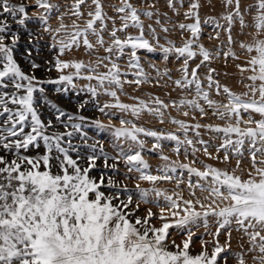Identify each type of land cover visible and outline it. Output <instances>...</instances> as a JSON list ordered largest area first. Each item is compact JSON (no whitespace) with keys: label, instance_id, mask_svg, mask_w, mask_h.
I'll return each mask as SVG.
<instances>
[{"label":"snow or ice","instance_id":"6c2138e0","mask_svg":"<svg viewBox=\"0 0 264 264\" xmlns=\"http://www.w3.org/2000/svg\"><path fill=\"white\" fill-rule=\"evenodd\" d=\"M225 2L227 5H232L234 0H225ZM86 3L87 0H74L69 11L77 19H81L84 15L81 5ZM91 4L95 7L87 13L89 18L84 22V26L81 27L73 21L69 31V26L64 23V14L58 17L59 27L52 29L48 26L53 10L59 12V5L51 3L50 0H35V6L44 10L38 16L41 24L45 26L43 31L55 33L53 35L55 43L52 47L59 45V55L62 56L66 50L79 49L81 44L89 53L97 45L108 53L103 57L98 56L95 65L85 64L83 61L68 62L57 58L54 65L57 72L63 73L64 69L72 68L75 69L74 74H61L58 80L40 81L35 75L25 74L13 57V50L20 40V35L13 30L9 20L21 28L25 27L31 19L28 14L29 5L23 0L20 3L0 0V118H3L0 119V264H218V259L226 260L225 257H221V253L230 247V226L233 222L237 225V231H242L249 237V250H259L258 264H264V40H257L254 44H240V47L248 53H256L247 61L249 67L241 68L242 72L252 73L248 76L252 82L247 86L249 93L244 94L245 96L250 94L251 98L244 99L224 86L222 92L227 97V103L219 104L210 99L207 91L202 90L201 82L197 77L200 65L189 72V61L197 56V52L193 50L194 46L198 48L199 55L203 58L201 64L210 61L212 55L198 43L201 32L200 4L194 0L190 4L189 11L184 14L186 19H194L193 23L179 24V28L187 30L192 37L185 41L182 47H176L171 41L168 42V47L160 46L156 30L149 25L152 38L157 41V47L164 53L165 60L171 53L184 57L181 69L183 79L175 81L177 87H189L194 84L197 97L203 99L209 108L214 109L213 115L221 119L235 116L236 122L234 125L229 124L221 128L199 123L190 126L183 121L173 119L171 122L184 130L185 138L181 140L173 133L152 131L137 127L135 124L124 127L131 122L121 120L122 126L114 130L115 137L130 139L141 150L145 146V141L138 138L141 133L145 137L154 139L153 150L160 148L159 142L162 139H169L176 142L174 151L179 154L182 144L190 146L194 144L193 140L187 138L189 127L195 129L205 127L210 131L224 134L223 143L217 148V152L221 148L224 150L225 162L229 160V151L237 157V167L232 173L210 165H205L204 171L186 164L178 166L187 170L190 195L195 196V189H199L201 193H207L204 201L210 200L209 203H204L200 199L184 200L180 193H174L176 199H173V196L156 188L142 189L137 183L139 201L136 203V209H139L140 203L149 202L150 193H154L156 197H164V206L156 202V207L160 208L161 226L152 227L148 226L154 216L151 209L148 210L145 218L136 217L133 223L130 217L135 213L131 210L125 211L133 203V195L127 187L121 189L116 180L111 176L106 177V174H101L98 178L90 176L92 169L98 166L99 157L90 155L86 158V166H81L78 160L70 155L72 151L79 153V149L71 143L73 132H53L49 135L48 130L53 127L52 121L45 123L34 106V93L44 92V88H37V85L52 83L75 87L73 84L75 77L97 82L96 86L89 83L86 87L92 97H97L98 90H103L105 95L114 99V103H105L103 107H99L98 110L105 115H107L105 109L112 108L121 112H131L137 117L142 111L147 110L149 113H156L160 117V122H164L163 112L160 109L169 105L159 98L155 100L159 108H149L144 101H140L138 106H133L121 103L117 91L112 90V86H115L122 91L121 76L125 75L121 73L119 64L112 57L115 55L116 60H119L126 49L130 57L128 67L137 69L134 73L137 79L125 82L137 85L148 82L147 74L140 65L138 52L140 50L154 52L156 47L145 38V26L140 20L137 9L127 0H124L122 7L116 9L118 13H124L120 17L121 27L116 28L113 20V28L109 32L111 42L105 46L103 33L107 29L106 14L101 0H91ZM168 6H174L173 0H168ZM235 7V15L239 16L240 26L244 28L247 25L240 13V0H235ZM255 7L257 12L255 29L257 34H264V0H258ZM143 15L151 18L153 13L144 12ZM223 19L228 22V42L232 43L230 26L233 23V14ZM156 23L159 24L160 21L157 20ZM129 27L137 29L139 34L126 35L124 38L117 35L118 32H124ZM217 27L220 25L217 24ZM162 30L168 32L167 28ZM61 33H64V38L56 40V36ZM33 35L31 32L28 33L30 39ZM90 35L96 38L95 44L90 41ZM9 37L11 44L5 42ZM215 38L218 39L219 35L217 34ZM229 54L235 58L234 53ZM100 66L107 68V71L99 72L97 69ZM31 67L36 69L40 65L31 61ZM82 70H86L87 74L81 76ZM213 71L215 70L209 69L208 87L212 88L215 85L216 94L220 95L221 85L213 80L211 76ZM141 76L144 79H140ZM257 81H259L258 86H256ZM57 91L60 89L58 88ZM257 94L259 99L255 98ZM50 106L56 108L57 122H61V117L65 115L69 121L86 120L83 115H68L56 105ZM171 106L178 109L187 106L190 109H197L201 116L206 114L205 108L196 99L181 100L179 104L173 103ZM79 107L83 108L84 104H80ZM241 110L257 113L261 119L254 120L250 115L245 123L254 127L241 128ZM183 115L188 116L189 113L185 111ZM93 123L98 128L104 127L99 120ZM71 128L79 132L81 125L73 123ZM196 135L199 136L200 133L197 131ZM233 135L237 137L235 140L232 139ZM65 136L68 137L67 147L63 146ZM198 143L205 144L203 140ZM246 143L253 171H249L247 179H243L236 175V171L240 168L239 158L244 156ZM91 150L95 153L96 146L93 145ZM196 151L199 149L193 147V153ZM203 151L210 159L213 158L206 145ZM32 152L35 154L30 155L29 153ZM100 153L104 158V168H111L113 174L118 173L119 158L124 161L128 173L136 172L139 174L136 179L153 185L160 180L173 179L168 173L177 171V165L173 162L159 170L164 173L163 175L148 173L146 170L149 165L140 151L126 154L120 149L117 156L110 157L104 153L101 145ZM160 158L164 161L169 159L168 156L163 155ZM109 160L114 162L109 165ZM193 175L199 180L206 181L209 186L205 187L199 182L193 183L191 181ZM125 179L132 177L125 175ZM182 182L178 180L177 187ZM113 189L117 191L112 192ZM121 190L127 193V200L119 199L118 193ZM180 201L184 205L183 208ZM196 205H199L202 211H196ZM166 211L170 212L172 222H169L170 218L164 215ZM209 217H215L218 225L214 233H209L214 238L211 253L207 250L208 242L201 238L200 243L204 250L192 256L189 248L195 233L188 229V226L203 219V225L207 229ZM138 225L140 227H137ZM171 228L187 229L186 238L181 244H177L175 240L171 241V247L175 248V251L170 250L168 243ZM222 229H229L227 232L229 239L224 245L219 242ZM237 261L238 264H245L242 255H237Z\"/></svg>","mask_w":264,"mask_h":264},{"label":"rangeland","instance_id":"374dc122","mask_svg":"<svg viewBox=\"0 0 264 264\" xmlns=\"http://www.w3.org/2000/svg\"><path fill=\"white\" fill-rule=\"evenodd\" d=\"M12 3H20L21 0H11ZM24 3L29 5L28 14L31 19L27 22L26 26L21 28L16 25L13 21L9 20L14 31H17L20 35V40L13 50V57L21 67L22 71L27 75H35L40 81L58 80L61 74L72 75L75 69L68 68L64 69L63 73L57 72L55 69V60L57 58L63 61H83L85 64L96 63V58L98 56L103 57L108 55L104 52L103 48L98 45L89 53L81 44L79 49L73 48L71 51L66 50L61 56L59 55V45L52 47L55 43L53 40V35L55 33L44 32L45 27L38 19V16L43 13V9H38L35 6V0H23ZM51 3L59 5V12L53 10V13L48 21V26L52 29L59 27L58 17L64 14V23L69 26V31H71V24L75 21L81 27L84 26V22L89 18L87 13L94 10V5L91 4V0H87L85 5H81V11L84 13L81 19H77L72 15L69 9L71 8L74 0H50ZM131 3L140 14V20L145 26V38L149 39L153 47H156V51L147 52L146 50H140L138 55L140 57V65L143 72L147 74V83H141L139 85L135 83H127L125 81H133L137 79L134 75L137 69L128 67V61L130 59L128 55V50H125V54L116 60L115 55L112 59L119 64L121 73L125 74L121 76L123 89L122 91L115 86H112V90H116L119 96L120 102L128 105L138 106L140 101H144L149 108H159V105L155 103L156 98L162 100L169 107L160 109L163 112V123L160 122V117L156 113H149L147 110L142 111L139 117L134 116L131 112H121L119 109H105L104 113L100 112L99 107H103L105 103H114V99L105 95L103 90H98L97 97H92L90 93L87 92L86 87L91 83L96 86L97 82L95 80L89 82L88 80L82 78H75L73 84L75 87L67 84H52L43 83L42 85H37V88L43 87L44 92L40 93L37 91L34 93V106L37 108L41 119L47 123L52 121L53 127L49 128L48 134L51 135L53 132H73L71 137V143L73 146L79 149V153L72 151L70 155L73 159H77L81 166H86V158L90 155L98 156L97 167L92 169L89 173L90 176L98 178L101 174H106L111 176L116 180L117 184L123 189L125 186L128 191L133 195V203L129 206V209L125 211H133L134 216L130 217L133 223H135V218L139 217L141 219L147 216L148 210L154 213V216L149 221L148 226L160 227L162 221L159 219L160 208L156 207V202L161 206L165 205L164 197H156L154 193H150L148 196V203H140L139 209H136V203L139 201V196L137 194L136 184H140L142 189H152L156 188L159 191L173 196L176 199L174 193H180L184 200L191 199L195 201L200 199L204 201V197L207 193H201L199 189H195L196 195H190V189L188 188L189 175L186 169H181L178 166L180 164H186L190 167L197 168L204 171L205 165H210L211 167L227 170L232 173L237 167V157L233 156L232 152L229 151V160L224 161V150L221 148L217 152V148L223 143L224 134L210 131L205 127L200 129H195L194 127H189L187 132V138L193 140V145L182 144L179 154H177L174 149L176 147V142L169 139H162L160 143V148L153 150L152 145L155 143L152 137H145L142 133L138 135L140 140L145 141V146L141 150L133 144L130 139L119 138L117 139L114 135V130L120 128L122 125L121 120L130 121L128 125L124 127H131V124H135L137 127H142L152 131L173 133L184 140V130L180 129L178 125L173 124L171 121L173 119L183 121L184 123L194 126L199 123L201 125H212L219 126L221 128L227 127L229 124H235L236 117L221 119L218 116L213 115L214 109L209 108L207 103L197 97L195 85L189 87H177L175 81L183 79V61L184 57H178L175 53H171L168 59H164V53L157 47V41L152 38L149 31V25L156 30V36L159 38V45L168 47L169 41L172 42L176 47H182L184 42L192 39L191 34L187 30H181L179 24H190L194 22V19H186L185 12L189 11L190 4L194 0H173V7L168 6V0H127ZM200 4L199 17L201 22V32L199 34L198 43L202 44L212 55L210 61H206L201 64L202 57L199 55V50L194 46L193 50L197 52V56L189 61V72L191 69L196 68L197 65L200 67L197 70V77L202 85V90L209 93L210 99L216 101L219 104H226L227 97L222 92V88L227 86L233 93L240 95L244 99H250V94L245 96V93H249L248 85L252 82L248 79V76L252 75L250 71H241V68H248L249 65L247 61L255 56L256 53H248L245 49L240 47L241 43L244 44H254L257 40H264V34H257L255 29V16L256 5L258 0H240V13L244 17V22L246 27L242 28L240 26L239 16L235 15L236 7L235 0L232 5H227L225 0H195ZM103 5V11L105 15V23L107 24V29L104 31V39L106 45L109 44L110 36L109 32L113 28V20H115V27H121L120 17L124 13H118L117 8L122 7L124 0H101ZM144 12H152L153 16L151 18L143 15ZM233 14V23L231 24V35L232 43L228 42V22L223 19V17ZM159 20L160 23H156ZM207 21V23L205 22ZM131 23V22H129ZM217 24L220 27H217ZM98 27L99 22H98ZM167 28L168 32H164L162 29ZM33 33V37L30 39L28 33ZM137 29L129 27L124 32H118L117 35L120 38H124L126 35H138ZM219 35V38H215ZM39 37V38H37ZM210 37H212L210 39ZM64 38V33L56 36V40ZM90 41L95 44V37L89 36ZM7 44H11L10 37L5 41ZM229 53H234L235 58ZM228 54V55H226ZM31 61H35L36 64L40 65L39 68L33 69L31 67ZM107 63V62H106ZM239 66V67H238ZM110 67V65H109ZM209 69H214L211 76L214 81H217L221 85V94H216L215 85L212 88L208 87L207 77L209 75ZM99 72H106L107 68L100 66L97 69ZM167 73V74H165ZM86 70H82L81 76L86 75ZM144 79L143 76L139 77ZM189 79L191 76L189 75ZM259 85V81L256 82V86ZM60 91H57V89ZM11 89H9L10 91ZM259 99V95L255 97ZM196 99L202 107L205 108V115L201 116L197 109H190L187 106L182 108L172 107L173 103L179 104L181 100H193ZM50 102V103H49ZM54 104L61 111L68 115L78 116L83 115L86 117L85 121L67 119V115L61 117V122H57L56 116L58 115L56 108L50 105ZM84 104L83 108L79 105ZM187 111L188 116H184L183 112ZM254 120H259L261 117L257 113L244 112L241 110V128L248 126L254 127V125H248L245 123L248 117ZM3 119V118H0ZM99 120L101 124L104 125L103 128H98L93 121ZM77 123L81 125L79 132L71 128V124ZM68 125V127H65ZM200 135L197 136L196 132ZM82 134L83 137H82ZM237 137L232 136L235 140ZM203 140L204 145L198 143V141ZM68 137L64 138V145L67 147ZM96 146V152L93 153L91 147ZM103 146L104 153L110 157L117 156L118 150L122 149L126 154H135L136 151H140L143 159L148 163L149 168L146 170L152 175H163L160 169H164L167 165H171L173 162L177 165V171L175 173L169 172L168 174L173 177L171 180H160L154 185L147 181H139L136 177L139 175L136 172L128 173L127 167L122 159L118 158L117 169L118 173L113 174L111 168H104V158L100 153V146ZM205 145L208 147L209 153H211L213 158L204 154L203 148ZM193 147L199 149L193 153ZM41 152L43 149L40 150ZM30 155L35 154V152L29 153ZM168 156V161L162 160L161 156ZM218 157V158H217ZM240 168L236 171V175L241 176L243 179H247V174L251 169V157L248 154V144L244 147V156L240 157ZM114 161L109 160V165ZM254 174V173H253ZM125 175L131 176L132 179H125ZM178 180L183 182L177 187ZM210 180V178H209ZM193 183L204 184L208 187L206 181L199 180L196 176L191 177ZM112 192L117 191L116 189L111 190ZM110 194V193H109ZM120 200H127V193L122 190L118 193ZM118 202V201H114ZM209 201H204V203H209ZM181 208L184 207L182 201H180ZM223 206V205H222ZM196 211H202L199 205L195 207ZM165 216L170 218L169 222H172L170 212H165ZM209 227L206 229L203 225V219L196 221V223L190 224L188 229L195 233L193 237V243L190 245L189 252L192 256L199 254L204 250V247L200 243V239L208 242L207 250L211 253L213 236L209 233H214L217 228L216 218H208ZM137 227H140L139 225ZM237 225L233 222L230 226L231 230V241L230 247L226 249L225 252L221 253V257L224 259H218V264H238L237 255H242L245 260V264H258L259 250L250 251L249 237L246 236L242 231H237ZM229 229H222L219 242L224 245L228 241ZM251 231V229H249ZM169 247L170 250L175 251V248L171 247V241L175 240L177 244H181L182 240L186 238L187 229H169ZM182 246V245H181Z\"/></svg>","mask_w":264,"mask_h":264}]
</instances>
